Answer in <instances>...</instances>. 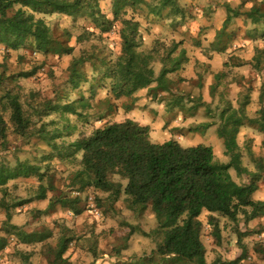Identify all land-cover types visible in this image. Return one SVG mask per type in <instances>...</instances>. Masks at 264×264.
<instances>
[{
	"label": "trees",
	"instance_id": "trees-1",
	"mask_svg": "<svg viewBox=\"0 0 264 264\" xmlns=\"http://www.w3.org/2000/svg\"><path fill=\"white\" fill-rule=\"evenodd\" d=\"M152 2L156 4L151 7L145 0H112L109 18L101 12L99 0H0V46L5 51L28 47L33 53L43 56H71L66 84L75 90L87 87L89 97L105 89L108 93L105 115L113 110L109 98H127L133 101L136 92L144 89L152 95V99L164 94L166 98L161 97L160 102L168 101L166 106L171 109L179 106L184 99L178 90V84L184 80L179 78L174 81L169 76L182 70L187 64L186 52L179 49L180 43L165 47L159 42L148 50H142L140 26L133 19V15L142 5L150 7V13L155 15L168 6L171 8L170 15L177 14L179 7L177 0ZM251 2V6L244 10L242 4L235 8L224 5L226 16L211 44L212 52H225L223 37L227 25L233 19L241 18L253 26H261L259 37L264 38V0H259L258 4L257 0ZM51 15H62L70 19L85 16L89 19L92 30L83 29L76 37L77 43L87 41L89 36L94 37L95 32L99 36L108 34L119 23V53L111 59L95 47H90L88 50H81L78 56H73L75 49L69 45L72 37L70 32L64 29L59 35H55L53 28L45 20L46 16ZM162 51L165 52L164 55L161 54ZM154 58L161 65L157 74L152 64ZM233 61H238L236 66L246 64L237 59ZM253 61L251 67L260 68V58L254 57ZM31 75L32 73H22L17 76L28 78ZM220 76L221 73L214 74V81L217 82ZM4 78L3 73H0L2 152L8 150L9 134L18 137L29 134L34 125L33 117L41 118L57 111L79 115L76 112L77 107L83 110L90 107L83 93L78 92V98L72 102L65 101L60 104L62 98L45 100L35 106L29 105L31 110L27 111L17 94L5 87L1 88ZM215 87L216 85L211 86L212 92ZM263 97L264 92H261L260 101ZM247 103L245 98L235 109L227 102L219 114L220 124L216 135L223 141L224 154L229 158L226 164L214 162L212 148L208 146L185 147L172 139L152 143L146 126L125 119L93 129L88 136L81 137L63 148L70 151L65 152V157L79 152L80 159L78 168L67 174L62 188L56 187L55 173L50 172L49 164L16 161L13 168L0 164V191H4L10 180L34 178L38 183L34 198L20 201L13 208L34 200H47L46 211L59 207L73 216H79L88 209V192L93 193L91 201L97 206L101 202L99 193L106 195L105 200L109 205L123 197L122 201L128 211L140 214L149 210L158 227L163 229L162 240L155 249L158 257L176 259L183 264H207L201 241L202 225L199 221L203 212L209 214L208 224L216 239L219 238V226L218 218L213 214L232 223H237L240 215H248L247 221L264 214V200H252V195L258 188L257 181L264 172V157L254 159L255 171H248L241 164L236 141L239 129L244 126L255 127L259 133L264 134V108L260 107L256 112L257 116L249 118L244 113ZM6 110L9 113L8 121L4 117ZM209 125L198 124L192 131ZM54 132L35 134L41 135L50 147L57 149L54 141L60 134ZM230 168L234 169L237 176H246L248 183L238 184L232 180L228 173ZM48 192H53L49 198ZM0 207L5 211L0 252L8 246L9 238L15 244L47 246L46 242L53 236L51 230L41 228L27 232L22 227L11 224V214L3 200H0ZM246 209L250 211L246 212ZM71 241L72 238L60 236L54 247L47 246L46 255L50 264H69L64 254ZM18 253L22 259H27L30 255ZM245 258V251L242 250L237 260L217 259L213 264H242Z\"/></svg>",
	"mask_w": 264,
	"mask_h": 264
},
{
	"label": "rangeland",
	"instance_id": "rangeland-1",
	"mask_svg": "<svg viewBox=\"0 0 264 264\" xmlns=\"http://www.w3.org/2000/svg\"><path fill=\"white\" fill-rule=\"evenodd\" d=\"M111 1L99 0L101 12L109 18ZM145 1L151 7L156 4L152 0ZM225 4L232 8L242 4L244 10L249 8L252 2L177 0V14L170 15L171 8L168 6L155 15L150 13V7L142 5L133 15V19L140 26L142 50H148L159 42L165 47L180 43L179 49L186 52L187 64L182 70L169 76L174 81L179 78L184 80L178 84L179 93L184 99L179 106L171 109L166 106L168 101L160 102L161 97L166 98L164 94L152 99V95L144 89L136 92L133 101L127 98H109L113 110L105 115V100L108 96L105 89L89 97L87 87L75 90L66 84L71 56H43L33 53L28 47L5 51L0 46V73L5 77L1 88L5 87L17 94L25 110H31L29 105L35 106L56 98H62L60 104L65 101L72 102L78 98V92L83 93L90 105L85 110L77 107L76 112L79 115L57 111L45 117H33L34 125L29 134L24 137L9 134L8 150L0 151V164L3 163L9 168H13L16 161L49 164L50 172L55 173L56 187L62 188L67 174L78 168L80 159L79 152L65 157V152L70 151L63 148L81 137L88 136L93 129L125 119L146 126L152 143L172 139L185 147L208 146L212 148L214 162L226 164L229 158L224 154L223 141L216 135L220 124L219 114L227 102L236 109L245 98L248 102L244 107L247 117H256L257 110L264 108V97L260 101V94L264 92V38L259 37L261 26H253L241 18L233 19L227 25L223 37L225 52H212L211 44L226 16ZM45 20L53 28L55 35H59L64 29L70 32L72 37L69 45L75 49L73 56H78L81 50H88L90 47H95L111 59L119 53V23L108 34L99 36L95 32L94 37L89 36L87 41L77 43L76 37L83 29L92 30L88 18L84 16L70 19L62 15H51L46 16ZM164 53L162 51L161 54ZM254 57L260 58V68L251 67ZM233 58L246 64L236 66L238 61L235 63ZM152 64L157 74L161 67L159 60L154 58ZM22 73L32 75L28 78L17 76ZM216 73H221L217 82L213 79ZM212 85H216L213 92ZM1 94L0 92V96ZM4 117L6 121L9 120L7 110ZM198 124L210 125L192 131ZM54 131L60 134L54 141L57 149L50 147L41 135L35 134ZM236 141L242 166L254 172L253 160L264 157V134L259 133L255 127L244 126L239 129ZM49 155L52 157H47ZM228 173L236 183H248V178L237 176L233 168H230ZM37 184L34 178L10 180L4 191H0V200H3L11 214V224L22 227L27 232L41 228L51 230L53 236L46 242L47 246L54 247L60 236L72 238L64 254L69 264H183L176 259H162L156 255L155 249L162 240L163 229L158 227L154 215L149 210L140 214L128 211L122 201L123 197L109 205L105 200L106 195L99 193L101 202L97 206L91 201L93 193L88 192V209L79 216H73L59 207L46 211L47 200H34L13 208L20 201L34 198ZM257 186L252 200L263 201L264 172L261 173ZM52 195L53 192L47 193L48 198ZM213 216L218 218V239L213 236L212 228L208 224L209 214L203 212L199 217L207 264H213L217 259L237 260L242 250L246 254L242 264H264V214L247 221L248 215H240L237 223L216 214ZM4 221L5 211L0 207V235L3 236ZM47 246L15 244V241L9 238L8 246L0 252V264H50L46 255ZM18 252L30 255L27 259H22Z\"/></svg>",
	"mask_w": 264,
	"mask_h": 264
},
{
	"label": "crops",
	"instance_id": "crops-1",
	"mask_svg": "<svg viewBox=\"0 0 264 264\" xmlns=\"http://www.w3.org/2000/svg\"><path fill=\"white\" fill-rule=\"evenodd\" d=\"M214 55H216V54H214ZM212 58H215V59H217L218 57H217V56H216V57H215V56H212ZM218 59H219V58H218Z\"/></svg>",
	"mask_w": 264,
	"mask_h": 264
}]
</instances>
